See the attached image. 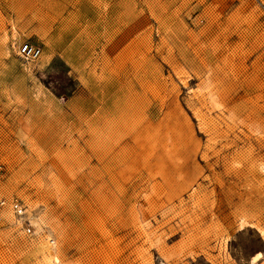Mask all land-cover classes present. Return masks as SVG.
<instances>
[{
	"label": "rangeland",
	"instance_id": "1",
	"mask_svg": "<svg viewBox=\"0 0 264 264\" xmlns=\"http://www.w3.org/2000/svg\"><path fill=\"white\" fill-rule=\"evenodd\" d=\"M2 199L0 264H264V0H0Z\"/></svg>",
	"mask_w": 264,
	"mask_h": 264
},
{
	"label": "built area",
	"instance_id": "2",
	"mask_svg": "<svg viewBox=\"0 0 264 264\" xmlns=\"http://www.w3.org/2000/svg\"><path fill=\"white\" fill-rule=\"evenodd\" d=\"M18 55L24 60L36 61L42 55V49L30 41H25L18 46L17 50ZM1 209H9L12 212L14 217L19 221L22 220L26 214V205L22 200L13 199L8 201L6 199H2L0 201ZM31 226V225H30ZM28 226L26 229L27 233H30L32 228Z\"/></svg>",
	"mask_w": 264,
	"mask_h": 264
},
{
	"label": "bare ground",
	"instance_id": "3",
	"mask_svg": "<svg viewBox=\"0 0 264 264\" xmlns=\"http://www.w3.org/2000/svg\"><path fill=\"white\" fill-rule=\"evenodd\" d=\"M19 56V55H18ZM20 57V56H19ZM21 58V57H20ZM51 256H52V254L50 253L49 254V257H50V259H51ZM258 256H260V254H258ZM258 256H255L254 257V259H253V262H256L257 260H258ZM52 257H54V256H52ZM53 260V259H52ZM54 260H57V258H54Z\"/></svg>",
	"mask_w": 264,
	"mask_h": 264
}]
</instances>
